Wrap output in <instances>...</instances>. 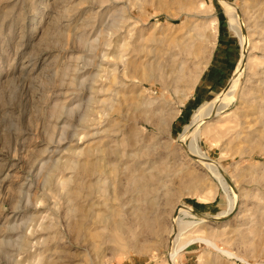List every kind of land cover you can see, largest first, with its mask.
Returning <instances> with one entry per match:
<instances>
[{
    "label": "rangeland",
    "instance_id": "1",
    "mask_svg": "<svg viewBox=\"0 0 264 264\" xmlns=\"http://www.w3.org/2000/svg\"><path fill=\"white\" fill-rule=\"evenodd\" d=\"M224 1L243 43L220 0H0V264H264V0ZM243 58L221 181L181 138Z\"/></svg>",
    "mask_w": 264,
    "mask_h": 264
},
{
    "label": "bare ground",
    "instance_id": "2",
    "mask_svg": "<svg viewBox=\"0 0 264 264\" xmlns=\"http://www.w3.org/2000/svg\"><path fill=\"white\" fill-rule=\"evenodd\" d=\"M221 3L225 6V10L227 11L230 23L232 25V27L235 28L236 32L239 33L240 37H241V43H243L242 40V34L240 31V27H239V22H238V16L236 13V8H234L232 5H230L228 2H225L224 0H220ZM246 43V40H245ZM244 46V44H242ZM186 51V50H185ZM244 51H245V47H244ZM192 52V51H191ZM245 54V52H244ZM183 62V61H182ZM246 62V59H242V61L240 62L236 72L234 73L235 75L232 76V79L229 82V85L226 89H224L216 99L212 100L211 104H207L203 109H201L198 114H197V121L194 123L193 126H190L187 128V130L185 131L183 137L181 138V143H186L187 148H189V150L191 152L196 153V158L199 160L200 164L203 165L208 171L209 173L212 172V174L217 177L218 179H220L221 181H223V178L221 176V174L219 173V170H217L216 168H214L211 164L210 158L206 155L205 151L202 149L198 148L197 145V141L198 138L201 136L202 131H201V126L203 122H206L207 120L212 119V117H214L216 114L219 115L223 110H225L226 108H228L231 103H233L236 100V95L239 91V88L241 87V83L243 80V76H244V63ZM174 64V63H173ZM177 64V63H176ZM183 64V63H182ZM179 65V64H178ZM185 65V64H184ZM175 69H176V65H175ZM175 71H180L182 72L180 69H176L173 71V73ZM234 77V78H233ZM173 80H180L179 77L174 78ZM144 81V80H142ZM118 158V157H117ZM105 161V160H104ZM103 161V162H104ZM108 162V161H107ZM106 163V162H105ZM100 164V163H99ZM134 169V168H133ZM84 175L86 177H90L88 176L91 172L90 170H88V167L85 166L84 167ZM100 170V169H99ZM137 171V169H136ZM135 171V172H136ZM95 172V171H94ZM99 172V171H98ZM103 172V171H102ZM147 172V171H146ZM114 173V172H113ZM144 173V172H143ZM138 174V173H137ZM185 174V173H184ZM100 175V174H99ZM108 175V174H107ZM143 175V174H142ZM148 175V173H147ZM94 176V174H93ZM149 176V175H148ZM103 177V176H102ZM109 177V176H108ZM141 177V176H140ZM156 178V177H155ZM192 181H194V177L191 176L189 177ZM101 179V178H100ZM86 180V179H85ZM112 180V179H111ZM146 180V179H145ZM158 180V179H157ZM71 181V180H70ZM69 181V183H70ZM83 182V181H82ZM101 182V181H100ZM149 182V181H146ZM68 183V184H69ZM67 184L66 182H64V185ZM149 184V183H148ZM137 185V184H136ZM66 186V185H65ZM68 186V185H67ZM139 185H137L138 187ZM88 187V186H87ZM142 188H144V184L141 185V187H139V191L142 190ZM101 189V188H100ZM138 189V188H137ZM150 189V188H149ZM143 191V190H142ZM149 191V190H148ZM147 192V190H146ZM145 192V193H146ZM141 193V192H140ZM148 193V192H147ZM146 195V194H145ZM147 196V195H146ZM88 197V196H87ZM230 202V201H229ZM232 202V201H231ZM235 204L230 203L229 204V210L220 214L218 217L216 218H210L208 216H201L202 221L200 222H191V221H184L185 218L191 217L192 213L194 211L189 210L188 207H186V205H181V207L177 208L176 211V215H175V219H174V227H173V234L175 235L176 231L179 232V238L181 236V233L183 231H185L186 229H188L189 227H193L196 224L197 225H202L204 223H207L209 221H217V222H222L224 221L226 218L229 217V215H231L234 211H235ZM74 210V209H73ZM139 213V212H138ZM140 214V213H139ZM205 217V218H203ZM208 219V220H204V219ZM218 218V219H217ZM88 219V218H87ZM220 219V220H219ZM138 222L139 225L142 227H147L149 221H147L144 217H138ZM113 229L120 231H124V226L121 222L119 223H112ZM172 230V229H171ZM172 236V235H171ZM176 238H175V242H176ZM179 243V240L177 241ZM190 242H201V243H205L209 246H211L212 248H218V246H216V243L207 237H195L193 238ZM188 242V243H190ZM188 243L184 244V245H180L179 247H177L174 250V255L173 258L170 260V264H174L175 260L177 259V257L180 255V252L182 250H184ZM180 244V243H179ZM175 248V247H174ZM227 253V252H225ZM172 256V254H171ZM171 258V257H170Z\"/></svg>",
    "mask_w": 264,
    "mask_h": 264
}]
</instances>
